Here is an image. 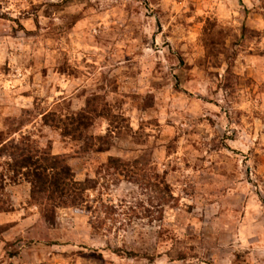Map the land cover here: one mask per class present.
Segmentation results:
<instances>
[{"label":"rangeland","instance_id":"obj_1","mask_svg":"<svg viewBox=\"0 0 264 264\" xmlns=\"http://www.w3.org/2000/svg\"><path fill=\"white\" fill-rule=\"evenodd\" d=\"M93 99L108 152L44 126ZM24 138L87 203L48 225L0 153V264H264V0H0V144Z\"/></svg>","mask_w":264,"mask_h":264},{"label":"trees","instance_id":"obj_2","mask_svg":"<svg viewBox=\"0 0 264 264\" xmlns=\"http://www.w3.org/2000/svg\"><path fill=\"white\" fill-rule=\"evenodd\" d=\"M102 118L112 124L114 120H120L99 99L88 101L84 110L68 116L48 113L42 117L44 126L59 132L64 139L83 143L85 152L106 153L111 147V134L90 135V130ZM0 153L9 159L6 163L12 176L9 180L16 184L22 179L30 185L31 200L39 207L48 225H56L60 209L81 208L87 203V189L76 180L67 157L54 155L51 148H40L30 138H24L20 143L0 144ZM109 162L111 168H124L120 159L110 158ZM6 184V176L0 175V195H5ZM130 257H134L133 254Z\"/></svg>","mask_w":264,"mask_h":264}]
</instances>
